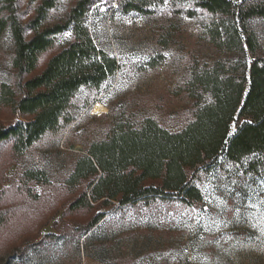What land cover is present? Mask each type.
<instances>
[{"label": "rangeland", "instance_id": "obj_1", "mask_svg": "<svg viewBox=\"0 0 264 264\" xmlns=\"http://www.w3.org/2000/svg\"><path fill=\"white\" fill-rule=\"evenodd\" d=\"M184 1L156 0L147 15L100 4L91 14V28L97 45L117 58V72L99 92L78 93L80 108L67 127L46 132L20 154L11 140L0 142V215L8 218L0 226V264H264V167L251 173L244 163L222 157L197 174L200 204L157 198L100 208L107 214L87 234H61L66 224L85 223L95 213L67 211L76 193L65 179L118 118L139 123L153 117L172 131L193 119L184 83L196 65L212 63L217 52L204 32L208 15L188 16L179 10ZM69 3L54 9L49 22L62 19ZM35 5L20 0L24 21ZM251 24L264 53V18ZM57 38L64 45L70 32ZM13 51L7 31L0 36V91L13 79ZM19 119V113L0 106V130ZM29 173L39 180L27 178ZM50 233L57 237L46 238Z\"/></svg>", "mask_w": 264, "mask_h": 264}, {"label": "trees", "instance_id": "obj_2", "mask_svg": "<svg viewBox=\"0 0 264 264\" xmlns=\"http://www.w3.org/2000/svg\"><path fill=\"white\" fill-rule=\"evenodd\" d=\"M63 1L30 0L36 2L34 15L24 21L20 0H0V36L10 31L14 39L13 79L1 85L0 106L23 117L0 130V142L11 140L17 154L46 132L74 122L78 93L99 92L117 72V58L94 39V9L103 4L147 15L156 5V0H70L63 18L50 23L52 11ZM179 10L191 17L208 15L204 32L217 52L212 63L196 65L184 83L193 119L172 131L153 117L139 123L120 117L104 138L93 141L75 161L65 186L76 193L68 212L95 213L85 223L62 227L67 238L94 229L107 214L100 208L157 198L200 204L197 174L220 157L244 163L251 173L264 167V53L251 24L264 18V0H185ZM68 31L70 40L62 45L57 37ZM35 175L27 178L39 180ZM7 220L0 215V226Z\"/></svg>", "mask_w": 264, "mask_h": 264}]
</instances>
